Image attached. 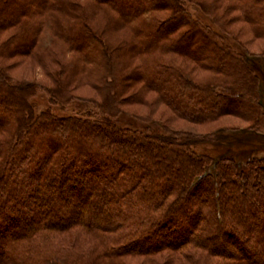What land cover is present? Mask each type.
<instances>
[{"label":"trees","instance_id":"16d2710c","mask_svg":"<svg viewBox=\"0 0 264 264\" xmlns=\"http://www.w3.org/2000/svg\"><path fill=\"white\" fill-rule=\"evenodd\" d=\"M236 1L264 35V0ZM186 3L218 0H0V264H264V156L214 159L198 143L228 132L151 124L150 93L174 120L264 129L259 76L224 42L246 48L240 34ZM13 58L44 75L51 105L86 86L98 114L36 112ZM125 106L149 109L143 129L116 121Z\"/></svg>","mask_w":264,"mask_h":264},{"label":"rangeland","instance_id":"374dc122","mask_svg":"<svg viewBox=\"0 0 264 264\" xmlns=\"http://www.w3.org/2000/svg\"><path fill=\"white\" fill-rule=\"evenodd\" d=\"M186 8L194 17V19L203 24L211 23L210 18L212 17L210 16L217 17V15H220L221 17L213 18H215L223 30H228V33H234L238 35L240 34L239 40L245 44L243 46H247L246 48L248 50L241 47V45L237 41L233 40L231 36L227 37L224 42L229 46L234 47L237 51L245 53L248 64L254 67L255 72L258 74V103L261 105L259 107V112L262 111L264 113V61L262 60L263 58L261 56V53L264 50V35L258 37V35L254 34L253 26L245 21L241 12L238 10V2L236 0H218L216 8L212 12L208 7L204 6L197 8L193 5H190L189 3H186ZM221 18H224L225 20H221ZM225 21L226 23H230V26L227 28V30L225 29L226 25L224 26L223 24ZM17 60L20 61L16 62ZM7 65L9 66L8 72L14 79H20L24 77L28 80L37 82V93L32 98L36 112L49 107L54 113L64 116L72 115L75 112L81 113L84 110H89L90 112H95L98 114V110H96L92 104L87 103V100H97L93 91L88 87L82 86L80 88L74 89L73 93L78 99L73 100V103L69 104L68 106L51 105L48 101V95L43 89L44 86H49V82L46 81L44 75L36 69L33 63L27 59L13 58L12 60L7 61ZM79 78V76L76 77L77 82ZM146 98L148 99L150 105H153V108L150 106L153 112L152 119L154 121L151 123L153 128L156 127L157 129H160V125L157 122L163 121L173 129L187 130L194 133H205L216 129H221V135L228 132L229 136H225L226 139H221L218 142L213 143L207 140L198 143L197 150L211 155L214 159L221 156L233 155L238 157L240 162L244 163L245 159L248 157L264 156V129L261 127H255V129H251L247 122L240 121L233 116H224L221 118V120L217 121V123L201 127L182 120L172 119L170 117L171 113L169 110L156 104L154 94L150 93L146 96ZM227 108L234 110L237 107L233 105L228 106ZM148 111V108L142 106H125L120 112L119 116L116 118V121L121 125H130L131 127L137 129H143L145 126L143 121L145 117L144 115ZM261 126L264 127V121ZM219 241H224L226 244H231L233 249L236 246L235 244H232L227 236H223V238H221ZM166 257L167 256H165L164 252L161 255H158V259L160 260L156 261L162 262V260ZM169 258L170 257L167 259L169 260ZM180 262V258L176 257V260H174V262L171 264H178Z\"/></svg>","mask_w":264,"mask_h":264}]
</instances>
